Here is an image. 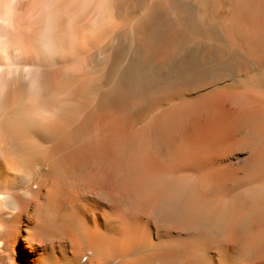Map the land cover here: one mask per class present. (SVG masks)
<instances>
[{"label": "bare ground", "instance_id": "1", "mask_svg": "<svg viewBox=\"0 0 264 264\" xmlns=\"http://www.w3.org/2000/svg\"><path fill=\"white\" fill-rule=\"evenodd\" d=\"M5 11L0 264H264V0Z\"/></svg>", "mask_w": 264, "mask_h": 264}, {"label": "clouds", "instance_id": "2", "mask_svg": "<svg viewBox=\"0 0 264 264\" xmlns=\"http://www.w3.org/2000/svg\"><path fill=\"white\" fill-rule=\"evenodd\" d=\"M11 7L10 4H5L4 8L5 10L9 9ZM10 15L7 11H5L3 14H0V22H3L7 24L9 22ZM27 192V195H22L23 193ZM18 195L24 199L29 200L32 198L33 194L31 192H28L27 189H22L19 191ZM15 200V207L10 205L9 201ZM20 201L17 199L16 195L14 196L11 192H0V211L8 212L11 215H15L17 211L19 210Z\"/></svg>", "mask_w": 264, "mask_h": 264}]
</instances>
